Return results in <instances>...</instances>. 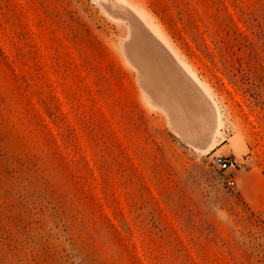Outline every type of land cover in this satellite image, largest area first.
I'll return each instance as SVG.
<instances>
[{
	"label": "rangeland",
	"instance_id": "obj_1",
	"mask_svg": "<svg viewBox=\"0 0 264 264\" xmlns=\"http://www.w3.org/2000/svg\"><path fill=\"white\" fill-rule=\"evenodd\" d=\"M0 264H264V0H0Z\"/></svg>",
	"mask_w": 264,
	"mask_h": 264
},
{
	"label": "built area",
	"instance_id": "obj_2",
	"mask_svg": "<svg viewBox=\"0 0 264 264\" xmlns=\"http://www.w3.org/2000/svg\"><path fill=\"white\" fill-rule=\"evenodd\" d=\"M213 166L221 173L225 174L232 179L234 173L238 171L240 167L238 160L232 156L215 155L212 159Z\"/></svg>",
	"mask_w": 264,
	"mask_h": 264
}]
</instances>
